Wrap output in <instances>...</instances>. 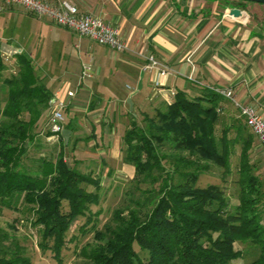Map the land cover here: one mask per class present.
I'll list each match as a JSON object with an SVG mask.
<instances>
[{
    "label": "trees",
    "instance_id": "16d2710c",
    "mask_svg": "<svg viewBox=\"0 0 264 264\" xmlns=\"http://www.w3.org/2000/svg\"><path fill=\"white\" fill-rule=\"evenodd\" d=\"M51 98L31 57L0 51V208L29 214L40 250L61 264L77 222L82 234L93 233L79 252L83 264H264V176L252 160L255 136L238 108L239 118L223 119L226 98L212 89L178 90L171 104L132 119L122 155L135 174L109 210L102 202L112 188L102 185V172L72 163L73 143L67 158L62 134L47 140ZM236 152L233 203L223 187L200 181L213 168L232 172ZM105 212L111 217L99 228ZM17 233L14 223L0 227V264H32ZM238 243L251 245V259Z\"/></svg>",
    "mask_w": 264,
    "mask_h": 264
},
{
    "label": "crops",
    "instance_id": "0c3cea01",
    "mask_svg": "<svg viewBox=\"0 0 264 264\" xmlns=\"http://www.w3.org/2000/svg\"><path fill=\"white\" fill-rule=\"evenodd\" d=\"M68 1L81 14H94L119 29L128 50L107 46L38 18L20 6L0 12V51L32 58L35 74L52 96L65 104V128L72 131V163L102 172L134 177L123 161V136L132 119L171 104L173 93L199 89H232L242 105L264 116V4L240 0H45ZM239 8L240 17L227 10ZM153 56L169 68L160 76L147 69ZM90 76L81 79L83 64ZM141 72L142 89L137 90ZM223 119L239 118L234 104L222 98ZM64 128V129H65ZM48 125L42 128V136ZM41 135V134H40ZM51 136L47 137V140ZM49 144H52L50 142ZM55 144H59L57 141ZM254 149L264 150L254 137Z\"/></svg>",
    "mask_w": 264,
    "mask_h": 264
},
{
    "label": "built area",
    "instance_id": "2783aa9c",
    "mask_svg": "<svg viewBox=\"0 0 264 264\" xmlns=\"http://www.w3.org/2000/svg\"><path fill=\"white\" fill-rule=\"evenodd\" d=\"M6 6H20L26 12L38 18L49 19L58 26L72 30L80 36L109 47L114 52L121 53L128 50L119 29L94 14H81L78 7L71 2L62 1L54 5L45 0H0V12ZM15 53L19 54L20 50ZM147 59V69L157 71L160 76L169 74V68L159 60L153 56H149ZM90 74L91 65L83 64L81 79L90 76ZM212 90L231 101L238 108L253 135L264 148V116L255 107L242 105L237 101L232 89L212 88ZM64 108V102L56 96H52L49 101V125L52 141L58 140L64 130L66 121L63 113Z\"/></svg>",
    "mask_w": 264,
    "mask_h": 264
},
{
    "label": "rangeland",
    "instance_id": "374dc122",
    "mask_svg": "<svg viewBox=\"0 0 264 264\" xmlns=\"http://www.w3.org/2000/svg\"><path fill=\"white\" fill-rule=\"evenodd\" d=\"M239 152H236L233 160V170L230 173H224V169L213 168L211 171L202 175L200 185L206 186L208 184H216L226 191V194L232 199L233 203L238 202V187L235 181L238 179L236 164L238 162ZM252 160L259 163V172L264 176V150H255L252 152ZM85 172H89L86 167H81ZM125 175H116L114 172H111V176L108 177L105 187L112 188V191L109 192L108 197L102 202L105 210L114 208L120 201V196H122L123 191H125L129 185V182L132 180L128 177V171L123 172ZM116 192L117 195L116 196ZM95 207L94 209H98ZM111 217L109 212H105L101 217V222L99 223V228L108 221ZM29 214L26 212H13L4 208H0V227L9 228L11 223L16 225V230L18 231L17 235L20 238V243L27 249V253L32 258V264H58V262L53 258V254L50 251L43 252L39 248L41 241L40 232L37 228H34L30 224ZM16 220H19L18 222ZM16 221V223L14 222ZM23 222V223H22ZM83 222V221H82ZM80 223L77 222L71 227L68 238L76 237L71 241L67 242V246L63 250L62 254V263L61 264H83L85 259L80 255V250L86 244L93 241V233L91 231L82 234L79 231ZM69 239V240H70ZM74 240V241H73ZM251 245L248 243L242 244L238 243V247L244 251V259H251L247 256V253H251ZM136 251L140 254L142 258H146L147 254L140 251V249L135 246ZM245 263L246 261L240 259L233 263L239 264Z\"/></svg>",
    "mask_w": 264,
    "mask_h": 264
},
{
    "label": "water",
    "instance_id": "95a60500",
    "mask_svg": "<svg viewBox=\"0 0 264 264\" xmlns=\"http://www.w3.org/2000/svg\"><path fill=\"white\" fill-rule=\"evenodd\" d=\"M244 1H247V2H255V3H260V4H264V0H244ZM227 13L228 15L230 16H234V17H240L242 15V10L239 9V8H231L229 10H227ZM143 78H144V72H141V75H140V80H139V83H138V87H137V90L131 95L130 98H128L127 100V103L129 104L130 106V111H133L134 109V104L132 102V97L134 95H136L141 89H142V85H143ZM62 135L64 137V140H65V156L68 158L69 157V142H70V138H71V135H72V131L71 130H68V129H64L62 131Z\"/></svg>",
    "mask_w": 264,
    "mask_h": 264
}]
</instances>
